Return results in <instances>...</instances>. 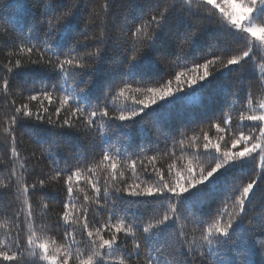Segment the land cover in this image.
<instances>
[{
    "label": "snow or ice",
    "instance_id": "obj_1",
    "mask_svg": "<svg viewBox=\"0 0 264 264\" xmlns=\"http://www.w3.org/2000/svg\"><path fill=\"white\" fill-rule=\"evenodd\" d=\"M40 3L44 10L27 33L19 21L0 33V39L7 36V51L0 59V99L8 104L0 128L10 143L12 162L0 189L5 193L14 189L23 205L9 213L14 229L0 238V264H254L256 249L264 252V204L259 215L253 212L258 190L264 201V0ZM118 8L130 12L120 20ZM170 44L175 59L166 55ZM194 46L206 50L189 68L185 56ZM157 49L160 62H168V78H137L141 62ZM110 55L118 75L103 80L97 96L93 89ZM224 76L235 78L214 94L208 92L199 106L208 110L221 104L219 113L206 120L209 127L226 134L236 128L239 134L221 136L223 143H213L202 132V148L198 140L181 148L195 149L194 158L205 156L207 163L201 161L194 169L190 161L179 171L170 164L165 171L155 165L158 153L147 155L155 148L140 146L129 154L137 128L154 131L158 141L163 136L166 149L169 140L172 148L184 145L189 127L177 133L181 137L177 140V134L163 131L154 106L191 100L193 93L199 100ZM257 91L262 94L259 102ZM238 93L239 101L231 105L222 99ZM120 98L133 104L117 107ZM32 121L40 123L38 130L51 145L61 141L71 145L70 132L77 134L78 142L83 135L99 149L93 153L92 166L86 157L80 158L79 148L63 167L49 154L55 167L47 171L35 152L22 156L24 142L18 133L20 128L29 129L23 125ZM246 128L249 134L243 131ZM101 166L108 175L103 181L93 179ZM124 168L134 178L132 183L122 179ZM85 173L88 191L77 187ZM141 175L148 179L141 180ZM53 181L56 195L40 198L42 215L36 216L32 198L48 193ZM49 196L59 197L61 210L52 225L36 224L48 216ZM98 214L105 218L97 219ZM50 227L61 229L63 244L47 237Z\"/></svg>",
    "mask_w": 264,
    "mask_h": 264
},
{
    "label": "trees",
    "instance_id": "obj_2",
    "mask_svg": "<svg viewBox=\"0 0 264 264\" xmlns=\"http://www.w3.org/2000/svg\"><path fill=\"white\" fill-rule=\"evenodd\" d=\"M55 3V0H44V4H50ZM195 4V0H194ZM88 7L91 9L92 4L90 3ZM44 10V5L40 3V0H0V33L3 32L4 28H11L13 25L19 21L21 26L24 27L25 33L28 31V27L32 24V22L36 19H39L40 12ZM130 12L129 9H116V15L120 18V20L123 19L124 14H128ZM87 15V13H85ZM119 23V21L117 22ZM118 30V28H117ZM8 35H15V33L9 32ZM7 40V36H4L2 39H0V59L3 58V53L7 51V47L4 46L5 41ZM206 49H202L201 47L194 46L188 50L186 53L185 59L189 62L188 67H192L191 61L195 59L197 56L202 54V51ZM161 54V50L157 49L155 52H152L148 55L147 59L145 61H142L140 66L138 67V76L137 78H151V79H159L160 77H163L165 80L168 78V67H167V61L165 64L161 63L159 60V56ZM175 54L174 45L170 44L166 55L169 59H175L174 57H171ZM261 55H264V52L261 53ZM202 62V61H200ZM219 67V65H217ZM115 65L113 63V57L110 55L108 60L104 63L103 67L101 68V75L100 77V83L94 87L93 92L95 95L99 96L100 92L102 90L103 86V80L105 79H111L118 75V70H115ZM175 71H185V69L182 68H175ZM186 75L191 77L194 75L192 72H186ZM234 76H224L218 78V83H215L211 85L210 88L206 89L204 92V96L200 97V99H196V96L199 94L193 93L194 97L191 100L186 99H180L175 102L169 103L165 105L163 102L161 103L160 108H153L152 112L153 114H158L162 118L160 119V126L163 129L164 132L175 135L179 131H185L186 129L184 127H189L187 129V134L189 137V140L185 141L184 145H177L175 148H172L171 140L168 141V147L165 148L164 138L161 136L159 138V141L157 139V136L154 131L151 133L149 132H141L139 128L136 129L134 133V137L132 142L128 145L129 147V154H131V151L138 150L140 146H145L146 150L148 148H155L157 151H147V155H156L158 153V159L155 161V165L157 168L167 170L168 166L170 164L174 165L173 171H179L182 167L186 168L189 165V162L191 161L192 166L194 169H196L197 165L203 161L207 163L208 158L205 156H200L199 159L194 158V151H181V148H185L188 143L195 144L198 140L200 142L201 148L203 145V133H206L210 140L215 142H221L219 138L221 136H224L225 139L228 138L229 135L232 133L239 134V129L233 128L231 129L227 134L223 132H218L215 128L209 127V122L206 121L207 119L213 117L214 115L218 114L219 111L222 108L221 104H217L214 108L204 110L202 109L199 104L206 102V95L208 92H212L213 94L220 88V87H226L228 86L229 82L233 80ZM246 78V77H245ZM162 82V81H161ZM29 84H31V80L28 81ZM137 85H134L136 87ZM175 86V82L173 84ZM196 86H193V89H195ZM27 95V93H25ZM134 95V94H129ZM261 92L257 91L256 97L257 102H259V99L261 98ZM139 98V97H137ZM224 101L227 102V104L231 105L234 100L239 101V93L236 97H233L231 95L224 96L222 98ZM21 100H17V103H21ZM133 104V101L131 99H124L120 98L116 101L117 107H125V106H131ZM239 102L236 104V107H239ZM32 110L35 111V107H32ZM228 109L225 108V111ZM8 111V104L3 100L0 99V118H2V114ZM169 113H172L174 115H179V118L177 119H171L169 117ZM198 123V124H196ZM196 124V125H193ZM24 127H28L29 129L20 128L18 133V139H23L24 142V149L21 150V154L24 157H27L31 154V152H35L37 158L39 159L40 165L45 167V170L47 171V168L49 166L55 167L54 164L51 163V159L49 154H51L52 157L60 161L61 167L64 166V160L71 157L74 153H76L77 148H79L80 152V158H87L89 163V166H92V159H93V153H99L98 148H94L90 141L85 138L83 135L79 137V142L76 140L77 134L75 132L68 133V138L71 140V145H69L65 141H61L59 145H51L49 142H45L46 138L39 132V128L41 127L39 122H25ZM191 128H195L196 131H191ZM251 128V125H250ZM250 128L243 129L245 134H249ZM30 133V134H29ZM5 134L2 131V128H0V180H3L7 182V174L10 168L12 167V162L10 160V143L6 142L4 139ZM192 136L196 137V140H191L190 138ZM176 139L179 140L181 137L177 134ZM42 149H46V152H43ZM168 153V154H166ZM171 153H174V155H171ZM63 157L64 159H61ZM100 159L99 155H96L95 161L98 162ZM71 163H75V161H69ZM32 163H35L33 161ZM118 167H123V165L120 163V161H117ZM16 167L19 168V163L16 164ZM30 167V165H29ZM103 167L96 169L93 179L99 177L101 181H103V178L108 175L107 172L103 171ZM38 173V170H37ZM37 173H33V175H36ZM86 173L80 177V182L78 183V188H83L85 191H88V185L84 183ZM122 179L127 180L129 183L133 182V177L131 176V173L127 171L126 168H124V177ZM141 180L148 179V177L141 175ZM75 180V178H74ZM30 182V181H29ZM62 182V181H61ZM103 184H101V187ZM56 187V182H51L50 188L48 190V193L45 192H39L36 193L33 196V209L36 216L42 215L40 207L38 206V203L40 201L41 197H44L48 195L49 193L51 196H55L56 193L54 191ZM89 195H92L91 192H89ZM59 197L57 199H52L50 196L45 200L46 203L49 204V212L48 216L45 218V220H36V224H44L47 223L49 225H52L54 216L60 212L61 206L58 203ZM219 197H217L218 201ZM264 204V201H261L259 196V190L256 200V206L253 210V212L257 215H259L262 212L261 205ZM23 207L21 200L17 199V194L15 193V190L12 189L11 191L5 193L4 190L0 189V238H3L6 232L9 230L14 229V225L10 223L11 216L9 215L10 212L18 211ZM212 207H215V203H213ZM223 205H221V208ZM233 209L229 208L228 211L231 212ZM97 219L102 220L105 218L104 214H98L96 216ZM191 227V226H189ZM46 235L47 237L54 238L57 242V244H63L64 241L61 239L59 233L61 229L57 228H49L46 229ZM79 239V237H77ZM252 260L254 264H264V252H261L259 248L256 249V251L252 255ZM75 264V262H73Z\"/></svg>",
    "mask_w": 264,
    "mask_h": 264
}]
</instances>
